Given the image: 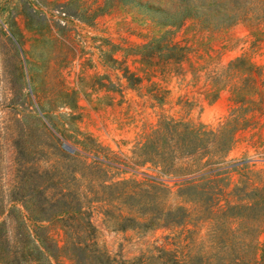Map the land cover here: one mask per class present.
Here are the masks:
<instances>
[{"label":"rangeland","instance_id":"374dc122","mask_svg":"<svg viewBox=\"0 0 264 264\" xmlns=\"http://www.w3.org/2000/svg\"><path fill=\"white\" fill-rule=\"evenodd\" d=\"M229 1L0 0V223L11 242L23 230L46 235L52 264H75L87 236L72 243L63 215L41 220L11 201L24 180L94 199L96 248L117 264H260L264 0ZM236 9L247 14L227 23ZM170 119L225 136L234 127L233 143L171 173L134 163ZM94 149L123 163L99 169ZM181 206L184 224L153 220Z\"/></svg>","mask_w":264,"mask_h":264},{"label":"trees","instance_id":"16d2710c","mask_svg":"<svg viewBox=\"0 0 264 264\" xmlns=\"http://www.w3.org/2000/svg\"><path fill=\"white\" fill-rule=\"evenodd\" d=\"M238 0H230L226 7H238ZM190 12V11H189ZM247 14L246 9H236L227 19V23H233L238 19L243 18ZM184 53V52H183ZM185 54H179L177 59H181ZM183 126V128H180ZM201 126L199 128L190 124L183 125L181 122H176L174 119L164 120L161 123L160 129L156 132L154 138H149L143 145L140 151L136 152L134 163L142 161H155V163L163 166V171L171 173L177 171L176 165L180 159L194 158L198 162L202 161L206 156H223L226 154L233 143L235 129H230L231 134L226 135L227 128L220 127L216 131H204ZM166 131V135L162 132ZM95 150V166L99 169L103 165L117 166L123 163L117 158H112L107 155H101V150ZM68 151V150H67ZM69 155L73 156L80 154L77 150L74 152L68 151ZM221 154V155H220ZM223 154V155H222ZM213 158V157H212ZM208 160L202 166L210 163ZM125 166H132L128 162H124ZM105 171L106 168H104ZM103 169V170H104ZM74 172H78L74 170ZM76 176L73 175V179ZM23 180V176H22ZM21 180V181H22ZM191 181V180H188ZM126 183V182H121ZM54 185L42 184L33 185L24 182L19 186L12 188L11 201H23L26 204L30 203L32 209L37 211L41 220L52 219L55 216L63 215L59 218L63 226L66 228L70 239L79 236V232H86L87 236L84 245L81 247L79 242L78 253L75 255V264H117L115 258H111L106 253H100L96 248L95 226L92 222V202L94 199L88 198L87 193L81 192L79 189H71L70 187H59L57 190H52ZM66 189V190H65ZM98 198V197H95ZM212 198V197H210ZM113 198L107 201L111 203ZM205 202V206L209 211L212 206L218 205L214 201ZM229 206V204L227 205ZM6 203L0 201V214L6 213ZM218 210H222L218 208ZM190 216L188 210L184 207H177L168 210L164 217L163 223H160L161 217L154 218L157 225L170 226L180 224L186 221ZM163 218V217H162ZM152 224V222H151ZM8 237L7 231L4 229V224L0 223V263L1 264H52L50 261L52 256H58V247L54 246L53 241L46 235L32 237L30 233L23 230L20 233V238L14 242ZM72 243H75L73 240ZM80 246V247H79ZM56 250V251H55ZM250 261V259L248 260ZM245 264V262H243ZM264 264V256L260 261Z\"/></svg>","mask_w":264,"mask_h":264},{"label":"water","instance_id":"95a60500","mask_svg":"<svg viewBox=\"0 0 264 264\" xmlns=\"http://www.w3.org/2000/svg\"><path fill=\"white\" fill-rule=\"evenodd\" d=\"M66 148L69 150V151H74L75 149L69 145H66Z\"/></svg>","mask_w":264,"mask_h":264}]
</instances>
